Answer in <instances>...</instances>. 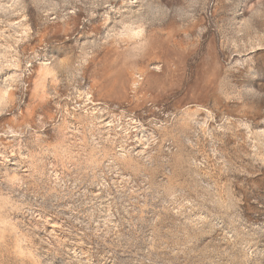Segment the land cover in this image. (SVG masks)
<instances>
[{"label":"rangeland","instance_id":"374dc122","mask_svg":"<svg viewBox=\"0 0 264 264\" xmlns=\"http://www.w3.org/2000/svg\"><path fill=\"white\" fill-rule=\"evenodd\" d=\"M0 264H264V0H0Z\"/></svg>","mask_w":264,"mask_h":264}]
</instances>
